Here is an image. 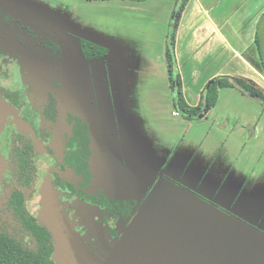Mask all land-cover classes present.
Masks as SVG:
<instances>
[{"label":"crops","instance_id":"0c3cea01","mask_svg":"<svg viewBox=\"0 0 264 264\" xmlns=\"http://www.w3.org/2000/svg\"><path fill=\"white\" fill-rule=\"evenodd\" d=\"M135 1L136 10L127 9L134 2L96 1L113 8L115 2L119 4L117 21L99 16L97 24L84 16L74 20L66 10L56 12L55 6L36 0H0V6L38 30L45 24L57 30L52 33L64 44L60 84L65 107L89 123L97 182L106 192L143 204L156 185L171 184L192 198L235 212L264 234V202H257L258 179L264 177V171H259L264 153L258 151L264 146V108L226 87L218 90L215 106L202 118L174 115L165 52L176 0ZM127 12L138 13L143 20L130 17L145 20L147 26L126 22L128 26L122 21ZM158 23L162 25L158 38L150 37L146 29ZM119 24L125 27L117 28ZM92 25L105 26L108 34L110 27L122 32L125 46L113 50L104 31L95 32ZM257 32L264 45V0L188 1L175 36L188 104L197 105L205 85L220 75L237 77L264 92V75L243 55ZM80 39L102 45L108 53L86 60ZM133 45L135 52H131ZM72 49L79 64L71 57ZM157 62L164 73L155 77L150 67Z\"/></svg>","mask_w":264,"mask_h":264},{"label":"trees","instance_id":"16d2710c","mask_svg":"<svg viewBox=\"0 0 264 264\" xmlns=\"http://www.w3.org/2000/svg\"><path fill=\"white\" fill-rule=\"evenodd\" d=\"M189 0H176V11L166 43V63L173 106L187 119L202 118L218 100L220 88H235L242 94L258 101L264 108V92L237 77L220 75L211 79L201 91L197 105L185 100L182 79L178 71L175 55V36L180 16ZM0 25L11 27L20 34L29 35L46 63L47 75L41 82L44 101L41 136L50 138L53 128L60 121L64 142L60 144L56 167L61 175L55 174L54 185L62 192V199L74 205L88 206L96 211L93 222L100 225L111 221L126 223L141 205L134 199L112 197L97 182L95 168L96 149L90 135L89 123L65 107L59 108L58 93L61 92L60 73L62 70V49L58 42L46 37L26 23L13 17L0 7ZM264 36V34H263ZM260 32L255 35L252 45L244 52L246 60L264 75V45ZM80 51L86 60L102 58L108 49L87 39L79 40ZM28 107V105L26 106ZM39 107V106H38ZM37 110V107H33ZM36 127L38 124L35 125ZM4 151L8 168L0 181V264H59L55 255L57 244L46 225L34 216L25 205L22 188L31 189L36 179V166L33 160V147L24 139H7ZM94 180L96 181L93 184ZM106 231L116 238L121 235L117 227L108 226Z\"/></svg>","mask_w":264,"mask_h":264},{"label":"rangeland","instance_id":"374dc122","mask_svg":"<svg viewBox=\"0 0 264 264\" xmlns=\"http://www.w3.org/2000/svg\"><path fill=\"white\" fill-rule=\"evenodd\" d=\"M36 1L45 2L50 7L55 6L54 11L56 12L58 9L66 10L67 16L74 20H77L76 17L84 16L97 24V21L100 23L101 20L99 16H105L107 17L105 18L106 21H117L114 19L117 16V7H119L116 2L113 8V6L108 7L100 3L97 4L96 1L99 0ZM125 1L134 2V4L137 2L135 0ZM176 6L175 1V7L170 15L171 20L174 11H176ZM134 7L139 6L135 4L127 9L136 10ZM34 8L40 10L39 7ZM131 14L143 20L138 13L127 12L124 13L122 21L128 22L130 25L133 23L138 25L140 22L144 24V27L147 26L145 20L144 22L138 19L133 20L130 17ZM20 19L26 24L29 23L27 20ZM30 23L29 25L32 26ZM88 24L90 25V22ZM45 25V27H41L43 31L48 32L52 38L59 37L52 33V31L57 32L54 26ZM124 27L119 24L117 28ZM92 30L95 32L104 31L102 35L111 40V47L117 52H119V45L121 48L125 46L123 45L122 32L112 30L110 27L108 34L105 26L94 27V25H92ZM146 30V33L151 32L150 37L153 34L158 38L156 35L158 31L162 30V25L158 23V26L155 24L153 27L149 26ZM129 37L128 35L125 39L126 44ZM22 38L24 41L19 44L18 35L6 31L0 26V47L19 54L33 72L35 71L38 79H43L45 71L40 66L42 57L37 47L29 38ZM138 40L139 38L136 37L135 41ZM58 42L63 49L64 44L59 40ZM135 48L136 45H133L131 52H135ZM73 50H71V57L79 64L80 58ZM150 68L155 77L163 72L162 66L158 62ZM58 99L59 108L62 110L66 102L62 88L61 92L58 93ZM258 151L264 153V146L261 145ZM262 157L264 158V154ZM35 163L38 169V178L35 182V191L28 190L26 192V204L30 212L38 216L40 209L38 187L52 169L51 156L46 152L44 146L37 148ZM259 171L260 173L264 171V163ZM95 183L94 180L93 184ZM257 189V202L259 203L260 200L264 202V177L258 179ZM150 195V198L144 200L128 222L117 224L121 235L115 240L113 246L111 245L113 241L109 237L104 233L101 235L97 233L99 237L98 247L107 255L105 264H264V234L252 228L248 221L235 212L222 209L219 207L220 204H216L219 207L217 208L207 201L192 198L186 192L171 184L161 183L156 185ZM65 206L68 208L74 226L82 227V229H77V233L83 241H89L86 235L88 231L98 232L101 228H105L104 225L96 226L97 229L94 227V222L91 219L96 217L94 210L89 209L88 211L85 206H71L68 203H65ZM111 225L114 224L111 223ZM204 240L205 245L202 244ZM89 255L92 257L89 264H101L102 260L95 258L96 255L92 250H89Z\"/></svg>","mask_w":264,"mask_h":264},{"label":"flooded vegetation","instance_id":"af4514ba","mask_svg":"<svg viewBox=\"0 0 264 264\" xmlns=\"http://www.w3.org/2000/svg\"><path fill=\"white\" fill-rule=\"evenodd\" d=\"M0 7L4 9L5 11H7L8 13H10L13 17L21 20L14 13L9 12L7 9L3 8L2 6ZM21 21L24 22L23 20ZM27 25H29V23H27ZM1 27H3L6 31H10L13 34L18 35L19 44H21L24 41L22 37H25V38H29L36 46V42L29 35L27 36L25 34H20L19 32H17L11 27H7V26H1ZM30 27L37 30L41 34L45 35L46 37L58 42L57 39L52 38L51 35L46 34V32H44L43 30H38L34 26L33 27L30 26ZM40 56L42 57V62L40 66H42L43 70L45 71V74L43 75V77L45 78V76L47 75V69H48L49 63H46V59L44 56H42L41 54ZM62 66H63V61H62ZM44 78L38 79L35 71L33 72V70L27 65V63L24 61V59L19 54L0 47V98L2 99V102L4 103L3 106H0V156L4 163V166L0 168V181L2 180L8 168V159L4 151V147L8 142L7 139L9 138L19 139L20 138V139H24L30 142L33 147L32 148L33 149V160H34L35 166H36V163H35L36 150L37 148L44 146L46 148V152L49 153V155L51 156L52 169L49 171L48 176L40 183L38 187V194L40 196V188H41L42 183L46 179H49L52 185L59 191L62 207L66 210L67 214L72 220V217L69 214L68 208L65 206V203H68L71 206L72 205L76 206L77 204L74 205L71 202H67L66 200L62 199V192L53 183L55 179L54 175L56 173L61 175L60 170L56 167V158L58 157V152L60 150V144L64 142V136L62 133L64 126L59 121L57 124V127L52 129L50 138H48L47 140H44V138L41 136L42 135L41 127H40L41 121L45 117L47 118V115L48 116L51 115V114H48V111H47V115L46 113L43 115L41 111V105L44 101L42 90H41V87H42L41 82H43ZM27 105L28 107H26ZM33 107H37V110H33ZM36 124H38L37 127L35 126ZM36 175H37L36 179L31 189L22 188V191L25 194L26 207H27L26 192L28 190L32 192L35 191V182L38 178L37 166H36ZM79 206H83V205H79ZM85 207L88 209V211L89 209L94 210L88 206H85ZM40 209H41V197H40ZM40 209H39V215H40ZM39 215L38 216L34 215V216L39 217ZM72 223L74 225L73 221ZM94 223L93 225L97 229L96 226L100 224L96 222ZM111 223H113L114 225H111ZM117 224L118 223L114 220V221L109 222L108 224H105L104 225L105 228H101L100 230H98V232L97 231L95 232L92 230L88 231L86 235L89 238V241H86V242L83 241L82 238L77 233V229L78 230L82 229V227L74 226V229L76 233L78 234L79 238L82 240L85 247L87 248L88 254H89V250H92V252H94V254L96 255L95 258L101 259L102 260L101 264H105L107 261V255H106V252H103L98 247L97 243H98L99 237L97 236V233L100 235L104 233L107 237L110 238L111 235L109 234L108 231H106V227L113 226V227L118 228ZM119 237L110 238L113 241V243L111 244L112 246L114 245L115 240L118 239Z\"/></svg>","mask_w":264,"mask_h":264},{"label":"water","instance_id":"95a60500","mask_svg":"<svg viewBox=\"0 0 264 264\" xmlns=\"http://www.w3.org/2000/svg\"><path fill=\"white\" fill-rule=\"evenodd\" d=\"M3 105L0 98V106ZM3 166L4 163L0 156V168ZM40 197L39 217L57 244L55 255L58 257L59 264H89L92 257L89 256L87 248L74 229L72 220L62 207L59 191L49 179L42 183Z\"/></svg>","mask_w":264,"mask_h":264},{"label":"built area","instance_id":"2783aa9c","mask_svg":"<svg viewBox=\"0 0 264 264\" xmlns=\"http://www.w3.org/2000/svg\"><path fill=\"white\" fill-rule=\"evenodd\" d=\"M173 114H174V115H180L179 112H178L177 110H174V111H173Z\"/></svg>","mask_w":264,"mask_h":264}]
</instances>
